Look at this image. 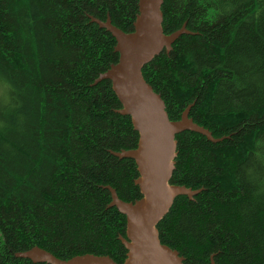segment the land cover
Here are the masks:
<instances>
[{"label":"trees","instance_id":"trees-1","mask_svg":"<svg viewBox=\"0 0 264 264\" xmlns=\"http://www.w3.org/2000/svg\"><path fill=\"white\" fill-rule=\"evenodd\" d=\"M163 28L183 35L143 76L172 121L191 104L205 136H176L171 184L203 191L178 197L159 223L162 244L185 264H264V0H164ZM138 0H0V264H35L15 253L38 246L68 260L127 249L126 217L108 208L116 189L141 198L131 159L130 117L111 82L116 40L92 23L111 16L134 29Z\"/></svg>","mask_w":264,"mask_h":264},{"label":"water","instance_id":"water-1","mask_svg":"<svg viewBox=\"0 0 264 264\" xmlns=\"http://www.w3.org/2000/svg\"><path fill=\"white\" fill-rule=\"evenodd\" d=\"M163 4L164 0H138V14L131 32L115 26L110 15L105 21L89 16L92 23L116 40L115 52L119 54L118 62L100 74L94 84L111 82L122 106L115 112L130 117L139 135L136 148L111 153L118 159H131L136 163L139 176L134 182L140 189L141 198L125 202L116 189L105 186L111 195L108 208H116L127 221L126 237H119L127 249L123 264H185L179 251L162 244L158 230L159 223L178 197L194 200L203 191L171 184L178 156L176 136L190 131L205 136L212 143L224 140L215 138L210 130L190 118L194 103L183 111L180 120L172 121L162 96L143 76V69L155 57L164 51L169 55L180 37L194 34L185 23L181 29L167 35L163 28ZM15 257L35 264H118L110 256L94 254L63 260L38 246L17 252ZM211 264H216L214 255Z\"/></svg>","mask_w":264,"mask_h":264}]
</instances>
